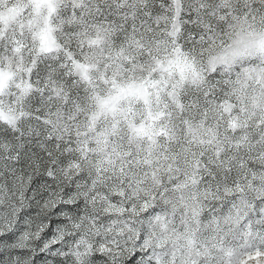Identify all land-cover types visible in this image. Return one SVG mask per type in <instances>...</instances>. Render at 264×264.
Instances as JSON below:
<instances>
[{"label": "snow or ice", "instance_id": "6c2138e0", "mask_svg": "<svg viewBox=\"0 0 264 264\" xmlns=\"http://www.w3.org/2000/svg\"><path fill=\"white\" fill-rule=\"evenodd\" d=\"M0 264H264V0H0Z\"/></svg>", "mask_w": 264, "mask_h": 264}]
</instances>
